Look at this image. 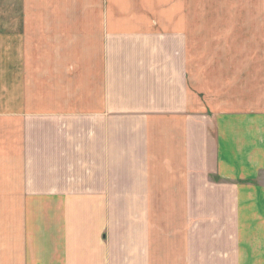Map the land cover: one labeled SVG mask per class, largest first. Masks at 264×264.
Returning a JSON list of instances; mask_svg holds the SVG:
<instances>
[{
    "label": "crops",
    "instance_id": "0c3cea01",
    "mask_svg": "<svg viewBox=\"0 0 264 264\" xmlns=\"http://www.w3.org/2000/svg\"><path fill=\"white\" fill-rule=\"evenodd\" d=\"M201 1L0 0V264H264V0Z\"/></svg>",
    "mask_w": 264,
    "mask_h": 264
},
{
    "label": "rangeland",
    "instance_id": "374dc122",
    "mask_svg": "<svg viewBox=\"0 0 264 264\" xmlns=\"http://www.w3.org/2000/svg\"><path fill=\"white\" fill-rule=\"evenodd\" d=\"M201 0H192V7H193V18H200V11L197 8V10H195L196 6L199 5ZM189 2V1H188ZM210 4L213 3L212 6L209 7V14L213 17V18H223V20H228V19H242V20H246L248 18V10H247V0H228V2H226L224 4V7L226 8H230L229 10H226L225 8L223 10H226L225 14H222L219 12V10H217L215 7H218V4L221 2L220 0H218V2L215 4V1L213 0H209L206 1V4ZM162 4V3H161ZM202 4V12L204 11L203 7H204V0L201 1ZM205 4V5H206ZM166 7L163 4V8ZM213 8V9H212ZM212 9V10H211ZM217 10V11H215ZM213 11V12H212ZM210 17V16H209ZM262 181H264V176L261 178Z\"/></svg>",
    "mask_w": 264,
    "mask_h": 264
}]
</instances>
